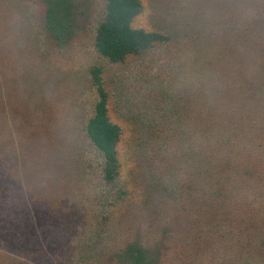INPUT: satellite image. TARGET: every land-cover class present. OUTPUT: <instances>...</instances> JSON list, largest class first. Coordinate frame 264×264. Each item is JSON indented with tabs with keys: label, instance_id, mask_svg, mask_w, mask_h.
<instances>
[{
	"label": "rangeland",
	"instance_id": "1",
	"mask_svg": "<svg viewBox=\"0 0 264 264\" xmlns=\"http://www.w3.org/2000/svg\"><path fill=\"white\" fill-rule=\"evenodd\" d=\"M72 1L59 41L44 0H0V264H137L132 248L221 264L227 230L264 215V0H141L133 27L167 39L122 62L95 47L106 0ZM94 67L121 127L115 182L87 134ZM243 114L234 153L213 148L211 126Z\"/></svg>",
	"mask_w": 264,
	"mask_h": 264
},
{
	"label": "trees",
	"instance_id": "2",
	"mask_svg": "<svg viewBox=\"0 0 264 264\" xmlns=\"http://www.w3.org/2000/svg\"><path fill=\"white\" fill-rule=\"evenodd\" d=\"M44 1L47 3L46 25L49 31L59 41L70 37L75 25L73 1ZM142 9L141 0H106L103 18L96 28L95 47L97 51L112 62H122L131 54H140L152 48L156 43L165 41L167 37L160 32L133 27L135 17L141 13ZM100 72L99 67L92 69L94 82L97 85L98 99L95 103L94 114L87 125V134L103 157L104 178L107 182H115L120 176L121 167L118 152L121 127L110 118L108 93L103 86ZM249 89L251 90V87ZM252 119L250 114H243L240 119L242 120L241 127L226 122L223 124V132H218L221 130L219 125H212L210 128L211 137H219L218 140L211 142L213 148L217 150L228 148L227 152L231 150L234 153L229 141L238 136L240 129L242 132L252 126ZM245 123H248L249 126H243ZM245 133H249V131ZM234 143L233 141V145ZM216 157L217 155L211 154L210 160L207 161L199 157L200 162L198 163L200 170L204 167V170L208 171L212 182L220 183L225 166L216 162ZM220 191H222L221 188ZM262 218L264 215L256 217V221L250 222L245 227H239L236 237L230 236L233 234L232 230H227L226 252L221 264H264V225L260 224V222H264L261 220ZM251 225H255L256 231L253 234L249 231ZM218 254H223V252L219 251ZM143 259L144 252L132 248L131 260L133 263L139 264Z\"/></svg>",
	"mask_w": 264,
	"mask_h": 264
}]
</instances>
